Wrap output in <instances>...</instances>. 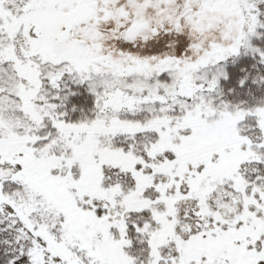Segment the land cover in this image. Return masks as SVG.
I'll use <instances>...</instances> for the list:
<instances>
[{"label":"snow or ice","instance_id":"obj_1","mask_svg":"<svg viewBox=\"0 0 264 264\" xmlns=\"http://www.w3.org/2000/svg\"><path fill=\"white\" fill-rule=\"evenodd\" d=\"M0 264H264V0H0Z\"/></svg>","mask_w":264,"mask_h":264}]
</instances>
